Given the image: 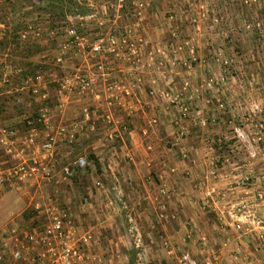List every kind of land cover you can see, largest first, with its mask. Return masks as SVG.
Masks as SVG:
<instances>
[{
    "label": "built area",
    "instance_id": "2783aa9c",
    "mask_svg": "<svg viewBox=\"0 0 264 264\" xmlns=\"http://www.w3.org/2000/svg\"><path fill=\"white\" fill-rule=\"evenodd\" d=\"M74 1L85 5L86 11L82 14L67 15L63 26L59 28L50 27L52 23L50 13L40 11L37 0H32L28 7L25 6L26 9L38 6L36 12H33L34 20L22 24L17 32L5 22H0V33L3 32L11 40L15 39L26 46L40 44L46 47L45 37L62 36L58 52L53 55L51 63L63 67L73 60H81L84 66L82 70L63 74L54 82L52 79L49 81L39 70L23 75L19 65H16L9 74L7 72L2 74L0 78L2 84L10 82V75L16 76V91H28L34 101L38 102V109L36 118L26 121V131L21 136L17 135L16 126L12 123H0V150L10 163L6 169L0 170V189L6 184L19 189L39 179L49 183H65L74 168L85 171L89 167L85 157L77 156L72 164L69 163L63 168V175L60 177H56L49 168L57 145L74 144L77 141L78 130L84 124L92 126L90 123L92 116L88 109L83 107L81 110L82 121L85 122L81 125L67 126L60 123L55 126L52 118L63 113L69 97L74 94L78 97L93 96L94 99H99L95 79L116 78L110 67L111 60L126 61L129 65L127 73L133 70V74H130L132 78L130 86L124 85L122 81L111 82L107 87V106L120 105L123 100L129 99L130 95L135 96V92L143 85V78L147 77L141 73L148 71L146 75L152 78L147 88L148 95L154 98L158 94L166 103L165 109L175 108L179 115L176 121L178 125L184 121H191L194 125L200 126L208 123V118L203 112L194 110V105L199 100L205 107L213 108L219 117L230 110L243 109L244 104L232 102V99L229 102L227 99L231 84L235 83L236 78H243L237 73L235 62L240 59L230 51L232 45L230 40L241 27L234 26V17L248 15L245 11L252 10L253 7L257 13L250 15L251 25L246 21V16L241 28L250 33L255 32L259 38V0H166L178 6V10L158 12L155 16L159 19L156 25L162 28L169 38L166 43L146 35L141 25L143 19L149 16L151 5L157 4L159 0ZM217 2L224 4L223 10L217 9L215 6ZM233 7H237V11L233 10ZM41 20H45L48 26L46 36ZM119 20H122V23ZM186 30L189 31L190 37L185 38ZM201 36L206 37L208 54L205 56L195 43V38ZM256 50L259 51L258 48ZM89 67L93 68V71ZM197 69L200 70L201 79L199 84H194L191 78L193 71ZM243 76L246 78V75ZM171 78H179L178 89L170 87ZM50 83L56 85L55 96L49 95ZM158 84L163 86L161 91L158 90ZM10 91L12 90L5 89V93ZM203 91L211 94L203 95ZM244 115H247L246 112ZM103 120L106 124L118 125L108 113L103 116ZM245 120L248 121L249 118L246 117ZM249 121V126L245 127L248 129L252 127L255 130L254 143L256 145L262 143L264 124ZM231 129L234 130L235 137L244 142L241 138L243 128ZM41 130L43 134L39 139ZM188 130L181 124L172 136V144L178 148L182 159L187 158V151L181 145ZM214 165V170L209 173L211 176L216 175L218 170L217 163ZM201 193L204 198L213 199L216 191L212 187H207ZM159 196L163 198L160 210L165 213L167 212L165 201L171 199L173 193L161 187ZM218 196L224 197L220 194ZM35 208L42 209L44 218L42 224L36 223L31 229H20L15 224L0 227V264H9V260L11 264H81L85 260L84 252L92 242L93 235L79 229L71 213L62 203L50 200L41 207L38 203L35 204ZM168 217L175 218V215L171 213ZM235 228L241 229L242 222L237 220ZM199 241L205 245L206 237L201 234ZM160 245L167 256L174 254V247L168 239H162ZM261 246L264 248V240ZM125 257H128L126 253L114 254L116 259ZM231 257L236 259L234 256ZM179 259L182 264H197L195 258L186 250L182 251ZM206 261L205 264H222L212 263L210 258ZM98 263H102L101 258Z\"/></svg>",
    "mask_w": 264,
    "mask_h": 264
},
{
    "label": "crops",
    "instance_id": "0c3cea01",
    "mask_svg": "<svg viewBox=\"0 0 264 264\" xmlns=\"http://www.w3.org/2000/svg\"><path fill=\"white\" fill-rule=\"evenodd\" d=\"M3 9L1 7L0 15ZM2 33H0L2 41H11L8 35ZM150 33L151 31L148 36L153 38ZM186 33L189 34V31L186 30ZM201 37L203 39L196 41L201 54L204 53L202 55L205 56L208 54L206 37ZM156 38L158 39V36ZM35 45L43 48L40 44ZM230 48V51L238 56V50L233 48V45ZM0 49H2L0 55L7 54L8 48L5 45H1ZM45 54L42 56L43 60L32 57L25 59L31 65L48 64L49 58L46 56L48 54ZM9 55L11 57V54ZM238 58L240 60L235 62L236 69H239V74L246 75L249 64L242 56ZM5 60L7 63L10 61L9 58ZM22 62L25 63L24 59ZM111 62L110 67L114 73L120 72L121 70H118L120 68H123L122 70L129 68L124 60ZM12 63L11 66L14 67L20 65L21 61L18 57L15 61L12 60ZM5 66L1 63L0 78ZM200 77V70L197 69L193 71L191 80L196 83ZM231 88L232 85L227 98L229 102L230 99L237 100L243 97L247 101L252 94L254 97L256 95L255 104L259 103L257 93L250 91L247 94L241 93L242 90L235 92L237 88ZM2 94H5L4 89L0 90V96ZM210 94L203 91V95ZM134 97L128 100L126 108L123 104L119 106L118 115L115 113L117 109L112 110L113 117L120 120V124L124 122L125 115L128 119L126 128L119 125L118 128H113L112 139L107 140L106 135L108 137L109 133L107 134L100 124H97L94 131H91L92 126L84 124L77 132V140L85 136V139L90 141L92 157L95 162L98 161L100 169L104 170L99 175L111 181V187L103 183L100 187L89 186L81 191L73 186L65 191L67 194L61 201L79 229L93 235L92 242L84 252L85 260L81 264H99V258L102 259L101 264L112 262L114 264L112 260L117 252L120 254L135 252L137 259L140 260L138 264H143L142 261L144 264H153L163 258L165 263L168 261L173 263L177 255L181 256L183 250L189 251L196 261L210 258L222 264H264V248L261 246L264 240V171L260 169L261 166L258 170L249 164L255 159L253 155L256 153L248 140L245 139L247 151L251 148L248 155L242 152V145L238 148L224 140L227 130L232 128V123L234 125V122L229 120V115L236 114V111L230 110L220 118L213 108L209 109L202 101H197L194 110L203 112L208 118V123L204 126L194 125L191 121L181 123L191 130V134L181 145L187 151V158L182 159L178 154V148H173V144L166 148L168 142L165 141V136L175 133L181 125L176 124L177 111L172 108L164 109L154 101H150L148 106L142 105L147 100L144 99L142 92L138 93V97L136 95ZM78 98L73 95L65 104L69 120L74 116L76 109L74 105L82 101ZM153 117L157 118V124H152ZM220 141L223 145L226 144L229 151L236 147L237 154L233 153L234 156L229 155V159H225L227 155L216 151L223 146L220 147ZM67 146L69 145L64 144L56 148L55 155L65 157L69 149ZM215 163H218L220 168L216 175L211 176L209 173L214 170ZM88 169L86 173L84 172L85 175ZM93 177L94 180L101 179ZM161 187L173 193L172 198L165 201L167 206L165 213L160 210L163 200L159 196ZM207 187H212L216 191L213 199L202 196L201 192ZM74 193L79 195L77 196L79 200L75 202L68 196ZM219 194L224 197H219ZM45 201L41 203L44 204ZM124 207L127 209V216L122 210ZM169 213L175 215L174 221L169 219ZM237 220L242 222L241 229L235 228ZM107 232L113 233L112 240ZM129 233L133 239L129 238ZM201 234L206 237V246L199 241ZM162 239H168L173 245L172 256H167L161 248ZM177 260L182 264L180 259ZM117 263L118 261H115V264Z\"/></svg>",
    "mask_w": 264,
    "mask_h": 264
},
{
    "label": "rangeland",
    "instance_id": "374dc122",
    "mask_svg": "<svg viewBox=\"0 0 264 264\" xmlns=\"http://www.w3.org/2000/svg\"><path fill=\"white\" fill-rule=\"evenodd\" d=\"M39 1L38 6H39V10L42 12H48L50 11L48 7V1L47 0H37ZM74 1V0H73ZM76 2V1H75ZM77 3V2H76ZM78 4V3H77ZM30 3L29 2H25L23 0H12V1H4V0H0V9L1 7H3V12L0 15V22H5L7 24V26L10 28L12 27H16V24H24L27 22H31L34 20L35 15L33 12H36V8L32 7L30 9H26L25 6H29ZM83 11H86V6L85 5H80L78 4ZM215 6H217V9L219 8V10H223L224 9V4L222 2H217L215 4ZM178 10V6L174 3V2H168L166 0H159L157 4H152L151 5V12L149 14V16L145 19H143L141 25L142 28H144V30L146 31V35H148L149 31H151L153 39H157L156 37L158 36V39L161 41V43H166L168 42L169 38L166 34V32L162 29L159 28L156 24L158 23L159 19H157L158 17L155 18V16H157L158 12L162 13V12H166L167 10ZM237 11V7H233V10ZM58 11L57 8H54V11ZM245 12L248 13V15H241L238 17H234L235 20H233V22L235 23L234 26H240L243 27V20L244 18L247 16V22L251 25L252 22V17L250 15H254V13L256 14L257 11H255V8L253 7L252 10H246ZM157 20V21H156ZM41 24L43 25V30L45 32V36L46 34V30L48 28L47 23L45 20H41ZM122 20H119V22ZM245 21V22H246ZM62 20L59 21V25H62ZM118 22V23H119ZM16 25V26H15ZM20 25V26H21ZM19 26V27H20ZM119 26V24H118ZM240 28V31L231 37L230 42L233 45V48L235 47L236 50H238V56H242L243 58H245L246 63H248V74L246 73V78H244L243 74H240L243 78H236L235 83H232V88H237L234 91L235 92H240L242 90L241 93H246L247 92H255L257 93V95H259L258 97V104L256 103V95L254 97V95H250L249 100L246 101V98H238L237 100L233 99L232 102H240L244 105L242 110H239L237 112L236 110V114L231 113L229 115V120L234 122V125L232 123V127H241V128H245L242 130V135L241 138L244 139V142H242L238 137H235V132L233 129H229L226 132V136L224 137V140L230 143V144H235L238 148L239 146H243L242 148V152H244L245 155H248L250 152L249 149L251 150V148H248L247 151V141L248 140L252 145H253V150L256 154H254L253 156H255V159L252 160L251 166L257 168L259 170L262 168V170L264 171V163H263V158H264V141L260 144L254 143V129H252V127L250 129L246 128L245 126H249L250 121L252 120V123H263L264 124V0H259V38L257 37V35H255L254 33H250V31L246 30L245 28ZM263 32H261V31ZM150 33V34H151ZM184 33V32H183ZM185 38L186 37H190L188 36V34L184 33ZM48 40H47V39ZM200 38V39H199ZM203 39L202 37H197L195 38V43L197 44V41ZM259 39V40H258ZM45 43H47L46 47H43L42 49L40 48V46L32 44L30 46H26L21 42H18L17 40H4L0 42V46L1 45H5L7 49V54L4 56L0 55V66L1 63L5 64L6 66L4 67V70H2V72L4 73V71H6L8 74L9 72H12V69L15 67H12L11 64L12 60L15 61L16 59H20L21 63L19 66H21L22 70H23V75H24V71H26V74H32L34 71H38L39 69L36 68H32V67H28V64L30 63L29 61H27V59H25L26 57H32V58H37V60H43L42 56L44 55V53L48 54L46 56H48L49 61L48 64H40V65H44L45 68L41 69L43 72V75L45 77H47V79H49V81L52 79L53 82L55 80H59L63 74L68 73V72H75L77 70H82L83 69V65L81 60H73L71 62H68L67 65L63 66V67H58L54 64L51 63V59L53 58L52 55L56 54L58 52L59 49V45L62 42V36L60 35H55L54 37H45ZM197 40V41H196ZM203 44V43H202ZM246 48H245V46ZM9 46V47H8ZM42 46V45H41ZM237 46V47H236ZM258 48L259 51H257L256 49ZM234 49V50H235ZM2 51V49H0V52ZM259 53V55H257L256 53ZM40 53V55H39ZM237 53V52H236ZM11 54V57H9L8 55ZM204 54V53H202ZM37 56V57H36ZM257 56V57H256ZM9 58V62L7 63L5 59ZM24 59V62L23 61ZM81 62V63H80ZM36 63V62H35ZM82 65V66H80ZM8 67V68H7ZM237 67V66H235ZM244 67V65H243ZM86 69V68H85ZM123 68H120L118 70H121V72H116L114 73V76L116 78H106L105 80H101L100 78H96V90L98 92L99 95V99H94L93 96H88V97H79L78 99L81 101V103H76L74 105V107L76 108L74 110V116L72 117V119H68V117L66 116V112L65 110H67V108L65 109L64 107V111L61 114H57L55 115V117L53 116L52 118V123L56 126L60 123L66 124L67 126H71L72 125H81L84 124L85 122L82 121V116H81V110L83 107H86L88 109V111L90 112L91 116H92V120H91V125L93 127V129L91 131H94L96 129L97 124H100L102 126V128L107 132L108 137L106 135L107 140H110L113 138L114 135V131L113 128L115 129V127L118 128L119 126L122 127H127V122L128 121L126 115H125V119L123 120L124 122H122L121 124L119 123L118 120H116L115 117H113V112L112 110L117 109L115 112L117 115L119 114L118 110L120 109V105L123 104L126 108V106H128V100H131V98H135L133 95H130L129 99H125L123 100V102H121L120 105H112V106H107L106 105V97H107V87L111 84V82H113L114 80L117 81H122L124 85L126 86H130L131 84V75L133 74V70L130 71V73H124L127 72L126 70L128 68H125L124 70H122ZM238 69V68H237ZM236 69V70H237ZM41 70H39L41 72ZM90 70L93 71L92 68H90ZM239 69L237 70V73L239 74ZM244 71V68H243ZM123 72V73H122ZM148 71H143L141 74L143 76H147L144 79L143 85L141 88H139V90L137 92H135L136 96L138 97V93L142 92V95L144 96V99L146 101H144L145 103L142 105H146L148 106L150 101L151 102H155L156 105H162V107L165 109V104L162 99L158 96V94L152 98L148 95L147 93V88H148V84L150 83V80L152 78H148L147 74ZM242 73V69L240 71ZM256 77V78H255ZM10 82L8 84H2L0 82V90L1 89H6V90H12L10 91V93H5L2 94L1 96H7L8 94H13L14 96H16L17 99H19V101L16 100V103H20L22 102L24 104V108L25 110L23 111V113H21L20 115H14L11 117L6 118L5 120L1 121V124H11L13 126H16L17 129V135L21 136L22 134L25 133L26 131V126L25 128L23 127V129L21 128V126L24 124L23 123V119L29 116H32L33 118L35 116H37V109H38V102L34 101L33 96L26 90L24 91H16V85H17V81L15 80L16 76L14 75H10ZM158 79V78H156ZM198 82H196L197 84L200 83V79L198 78ZM104 81V83H102ZM194 83V81H193ZM130 84V85H129ZM172 84V85H171ZM195 84V83H194ZM244 86L246 87V90H244ZM163 86H161L160 84H158V90H162ZM170 87L173 88L174 90L178 89L179 87V78H171V83H170ZM231 88V89H232ZM230 91V89H229ZM48 92L50 96H55L56 94V85L55 84H49L48 87ZM145 93V95H144ZM76 95V94H74ZM148 97V98H146ZM140 99V98H139ZM137 100V103H140V100ZM149 99V100H148ZM131 102V101H130ZM132 102H136V101H132ZM128 103V104H127ZM84 104V105H83ZM154 104V103H153ZM171 108V107H169ZM78 109V110H77ZM174 110H176L175 108H172ZM127 110V109H125ZM177 111V110H176ZM121 112V111H120ZM244 112H246L247 115H244ZM108 113L109 115L112 116L113 120H116L118 125L117 126H113V124H106L105 121L103 120V116ZM178 113V112H177ZM237 113H239L237 115ZM116 115V116H117ZM179 117V115H178ZM223 117V116H222ZM220 117V118H222ZM248 117L249 120H245V118ZM152 124H157V118L153 117L151 119ZM26 123V122H25ZM126 125H124V124ZM87 125V124H86ZM89 126V125H88ZM95 126V127H94ZM184 126V125H183ZM200 126V125H199ZM188 128V127H187ZM189 129V128H188ZM178 130V129H177ZM176 130V131H177ZM42 132V130H41ZM42 133H40V137L39 139L42 138ZM175 134V133H173ZM173 134L170 135H166L165 136V141H167L168 145H166V148H169L172 144V136ZM191 134V130H188V133L186 135V137L184 138V140ZM78 135V134H77ZM84 138V140H83ZM86 137L83 136L81 137V139L77 140L74 144H68V143H61L60 146H64V144L69 145L67 146L69 149H67V154L65 157H61L62 155H55V152L53 154V159L50 160V170L51 172L56 174V177H60L63 175L62 171L64 170L63 168L65 166H67L69 164H72V161L77 157V156H83L86 158L87 163H89V169H88V175L83 174V175H78L76 177V182L72 185L70 184H66V182H68V180L65 183L62 182H54V183H50L48 181L39 179L37 181H32L29 184L24 185V187H21L19 189H17V187H10L8 186V184H6L2 189H0V227H5V226H11V225H18V227L20 229H31L33 227V224L39 222V223H43L44 222V218H43V214H42V209H36L35 208V204L39 203L40 206H42L43 203H41L42 201H45L44 199H46L45 203H47V201H57L59 203H62L61 201H63L64 197L66 196V192L68 190H70L69 188L75 186L76 188H78V190H83L86 187H100L101 184L105 186H109L111 187V181H108V179L106 178H102L101 175H99V173H101L102 171H104L103 169H100L99 163L98 161L95 162L94 158L92 157V150H91V144L90 141H88V139H85ZM246 139V140H245ZM264 140V137H263ZM223 141V140H222ZM222 141H220V147L223 145ZM231 142H235V143H231ZM76 144V145H75ZM81 144V145H80ZM218 144V145H219ZM83 145V146H82ZM59 145H57L56 148L60 147ZM173 146V145H172ZM82 147V148H80ZM173 148H176L173 146ZM83 149V150H82ZM70 150V152H69ZM235 150H237L236 147H232L229 151V149H227L226 144H224L219 150L217 149L216 151L219 152L222 155H227L225 157V159L227 158V160L229 159L230 156L233 155V153H235L234 155L237 154V151L235 152ZM179 154V151H178ZM230 155V156H229ZM233 155V156H234ZM180 156V155H179ZM61 157V159H60ZM221 157V156H220ZM67 158V159H66ZM257 160V161H256ZM230 161V160H229ZM10 165L8 158L6 157V155L3 153V151L0 150V170L6 169L8 166ZM218 165V163H217ZM220 168V165L218 166V170ZM86 169V171H87ZM75 170V168H74ZM90 170V172H89ZM90 173V175H89ZM96 173V174H95ZM95 176V178L100 177L101 179H93ZM249 179H247L246 182H248ZM70 182V181H69ZM250 182V181H249ZM99 183V184H97ZM66 191V192H65ZM69 199L72 200L73 202H75V200H79L77 198V196L79 197V195L77 193L74 194H69ZM72 198V199H71ZM67 198H65L66 200ZM124 214L127 216V209L124 207L123 209ZM37 211H40L37 213ZM159 213V211H158ZM171 214V213H169ZM177 217V216H176ZM126 219H128V217H126ZM172 221L175 220V218H170ZM108 237L110 238V240H112L111 238L113 237V233H109L107 232ZM160 233H158L157 236H159ZM129 238L133 239V237H130V233H129ZM113 245V244H112ZM114 246V245H113ZM111 247V246H110ZM113 249H115L113 247ZM132 253V255H131ZM126 255L128 257L125 258H121V259H116L113 258L112 261H118L117 264H138L140 262V260H138L136 253L134 252H126ZM179 255H177V258L179 259ZM162 257H160L161 259ZM174 259V262H169L165 263L164 258L160 260V262L155 261L153 264H179L178 260ZM207 258L204 259H199L197 261V264H205ZM196 260V259H195ZM210 261L212 263H214L217 260H212L210 259ZM9 264H11V261H8ZM142 263L144 264L145 262L142 261ZM113 264V262H112Z\"/></svg>",
    "mask_w": 264,
    "mask_h": 264
},
{
    "label": "trees",
    "instance_id": "16d2710c",
    "mask_svg": "<svg viewBox=\"0 0 264 264\" xmlns=\"http://www.w3.org/2000/svg\"><path fill=\"white\" fill-rule=\"evenodd\" d=\"M7 1V0H4ZM8 1H12V0H8ZM25 2H29L30 4L32 3V0H23ZM48 1V7L50 9L49 13H50V17L52 18V23L50 25L51 28H59L61 26H63V22L65 21V17L67 15H76V14H82L84 13V11L82 10V8L73 0H47ZM35 8H38V6H34ZM54 8H57L58 11H54ZM63 21L62 25L60 26L58 23L59 21ZM17 25V26H16ZM16 27H12V30L14 32H17L20 29V25L21 24H16ZM20 26V27H19ZM28 67H32V68H36L41 70L43 68H45L44 65H40V64H32L29 63ZM27 71V70H26ZM26 71H24V75H28L26 74ZM41 72H43L41 70ZM16 96H14L13 94H8L7 96H0V122L5 120L8 117L14 116V115H20L21 113H23V111L25 110L24 108V104L22 102L20 103H16ZM36 116L33 118L32 116L26 117L23 119V125L21 126V128L23 129V127L25 128L26 126V121L27 120H32L35 119ZM85 171H79L78 169H73L72 173L69 175L68 178V182H66V184H74L76 182V177L78 176V174H84ZM70 181V182H69ZM124 187V185L122 186Z\"/></svg>",
    "mask_w": 264,
    "mask_h": 264
}]
</instances>
